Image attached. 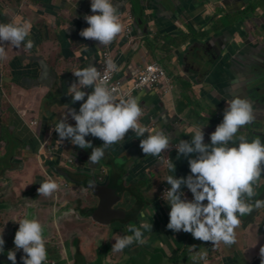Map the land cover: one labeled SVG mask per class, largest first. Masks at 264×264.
<instances>
[{
  "label": "crops",
  "instance_id": "0c3cea01",
  "mask_svg": "<svg viewBox=\"0 0 264 264\" xmlns=\"http://www.w3.org/2000/svg\"><path fill=\"white\" fill-rule=\"evenodd\" d=\"M112 3L123 31L111 44L102 46L79 35L89 27L84 17L94 14L91 0H0V23L29 22L27 39L33 42L30 50L23 44L14 48L5 42L6 55L0 58L2 255L9 251L18 254L14 245L18 222L29 218L44 226L46 264H264V207L240 217L235 243L212 244L168 229L171 209L167 199H161L167 176L187 177L191 174L188 160L195 158L178 156L173 146L180 140L190 141L197 127L204 132V143L210 144V134L216 129L214 119L223 113L221 101L227 104L233 97H242L253 110L254 121L237 132L229 147L238 146L240 136L248 142L259 137L264 143V71L250 82L254 75H246L253 63L261 62L264 47L257 45L264 44V0ZM218 21L225 24L216 29L213 25ZM210 25L231 39L230 46L218 57L214 73L188 81L181 72L185 62L182 45L191 40L185 32ZM208 36L211 34H205ZM174 42L177 46L172 47ZM104 50L117 63L124 94L132 89L141 69L153 62L164 66L171 87L164 82L155 89L131 92L129 99L135 98L142 108L139 123L147 128L145 136L129 131L92 164L91 148L80 149L70 140L59 142L53 129L68 108L78 112L83 103H73L69 94V86L77 82L72 72L89 65L98 69ZM67 122L75 125L71 117ZM156 130L171 137L172 150L161 157L145 155L139 146L141 139ZM85 139L93 147L103 144L91 135ZM166 158L175 164L173 173L163 163ZM96 176L103 177L102 182L116 189V198L120 197L114 206L118 211L105 225L96 221L98 216L91 217L89 209H95L99 200L83 186ZM49 178L59 185L58 191L39 196L37 189ZM255 190L256 196L249 201L253 204L264 200V177ZM180 191L183 198L193 199L185 186ZM145 221L152 229L145 232L144 244L112 250L118 237L132 234L129 225L139 227Z\"/></svg>",
  "mask_w": 264,
  "mask_h": 264
},
{
  "label": "clouds",
  "instance_id": "9594fccd",
  "mask_svg": "<svg viewBox=\"0 0 264 264\" xmlns=\"http://www.w3.org/2000/svg\"><path fill=\"white\" fill-rule=\"evenodd\" d=\"M93 15L84 19L89 27L79 35L86 40H94L106 46L123 31L116 8L112 0H91ZM31 24L0 23V58L6 55L5 42L14 48L22 44L28 50L33 47L30 36ZM108 71H115L117 65L113 60L106 61ZM77 82L69 86L72 102H83L78 112L68 108L63 119L53 129L59 142L70 140L80 149L91 148L89 162L98 163L105 154V149L119 143L129 132L138 137L145 136L147 128L139 123L142 108L135 98L117 102L113 92L95 65L72 72ZM91 88V93L83 89ZM68 117L75 125L67 122ZM254 121L251 104L242 97H233L227 102L222 122L210 134V144L204 143L202 128H195L191 140H180L175 146L178 156H194L188 160L190 175L175 178L168 175L166 182L170 189L166 190V199L170 205L167 228L173 232L190 233L194 239L202 242L225 245L235 243V229L240 226L241 216L250 214L254 208L264 207V200L249 201L256 196L255 185L264 177V143L259 137L248 142L244 136L239 137L236 147H229L234 142L237 132ZM91 135L100 139L103 144L93 147L85 138ZM140 148L145 155L161 157L171 151V137L163 130L140 140ZM167 167L171 173L175 164L168 160ZM185 186L192 194L191 201L183 198L180 191ZM59 185L51 180L42 182L37 192L45 197L58 191ZM206 201V203H204ZM154 214V212H153ZM152 214V216H153ZM19 228L14 236V245L25 254L21 257L23 264H45L47 249L45 246L44 226L37 219L24 218L18 222ZM152 224L147 221L139 227L129 225L131 235L120 236L112 247L114 251H122L133 243L144 244L145 232H151ZM3 229L0 230V252L5 241ZM7 259L16 264V252L9 251Z\"/></svg>",
  "mask_w": 264,
  "mask_h": 264
},
{
  "label": "water",
  "instance_id": "95a60500",
  "mask_svg": "<svg viewBox=\"0 0 264 264\" xmlns=\"http://www.w3.org/2000/svg\"><path fill=\"white\" fill-rule=\"evenodd\" d=\"M132 2L133 0H131V3ZM251 2L253 3L255 2V0H251ZM167 3H173V0H167ZM221 24L225 23L218 21L213 26L217 27L216 29H218ZM213 26L210 25L207 26V28L196 30L191 33L185 32V35H188L191 40L189 41L187 39L186 45H182L181 50L184 54L185 62L184 69L181 70V72L188 81H192L191 77L196 75L206 76L209 73H214V69H216L218 65V57L224 50L228 49L230 46L228 44L231 43V39H225V35H222V33H218V31H213ZM208 33L211 34V36L205 37V34ZM171 46H177V42H174L173 44H171ZM257 46L258 48H260L261 46L264 47V44L262 45L260 42ZM261 53L262 56L260 58L262 63L259 61L253 63L246 74L254 75L253 78L249 79V82L252 80L254 81V79L258 78L264 71V48L261 50ZM226 108L227 104L224 101H221L220 109L223 112L221 116H223ZM214 121H216V117ZM83 186L92 194L94 198H97L99 200L95 209H89L92 213L91 217L94 218L95 216H98V219L96 221H102V225L109 223L112 220L110 218V215L118 211L114 208L115 201H118V199L120 198H116L117 190L110 187L106 181L102 182L97 176L92 178V182H89L87 184L84 183ZM21 257L23 256L16 254V264H23ZM0 263H11V261L7 259V254L0 256Z\"/></svg>",
  "mask_w": 264,
  "mask_h": 264
},
{
  "label": "built area",
  "instance_id": "2783aa9c",
  "mask_svg": "<svg viewBox=\"0 0 264 264\" xmlns=\"http://www.w3.org/2000/svg\"><path fill=\"white\" fill-rule=\"evenodd\" d=\"M24 1V0H22ZM129 31V30H128ZM113 60L114 63L117 65L115 59L112 57V54L109 50H104L102 53L101 61L98 66V70L101 73V79L102 81H105L110 88V90L113 92L117 102L121 98L123 99H129L130 93L133 91L143 90L145 88L155 89L159 86H161L164 82H167V85L170 86L169 77L167 74L166 69L164 66L159 62H153L150 64L145 65L139 74L136 76L135 81L133 83L132 89L127 92L126 94L122 91V82L117 78V72H118V66L115 71H108L106 67V61L107 60ZM171 87V86H170ZM221 115L216 116L215 121V128L221 123ZM37 122H34L36 124ZM175 149V145L173 146ZM170 158L164 159L163 163L167 166L168 160ZM70 162L72 160L70 159ZM170 189V186L168 184H165L162 186V194L161 199H166V190ZM17 253L19 255H23V251L20 249H16ZM3 254V251L0 252V256Z\"/></svg>",
  "mask_w": 264,
  "mask_h": 264
},
{
  "label": "flooded vegetation",
  "instance_id": "af4514ba",
  "mask_svg": "<svg viewBox=\"0 0 264 264\" xmlns=\"http://www.w3.org/2000/svg\"><path fill=\"white\" fill-rule=\"evenodd\" d=\"M223 120L222 116H221V121ZM262 137H264V135H262ZM101 181H103V177L99 178Z\"/></svg>",
  "mask_w": 264,
  "mask_h": 264
},
{
  "label": "trees",
  "instance_id": "16d2710c",
  "mask_svg": "<svg viewBox=\"0 0 264 264\" xmlns=\"http://www.w3.org/2000/svg\"><path fill=\"white\" fill-rule=\"evenodd\" d=\"M262 140L264 141V138H262Z\"/></svg>",
  "mask_w": 264,
  "mask_h": 264
}]
</instances>
